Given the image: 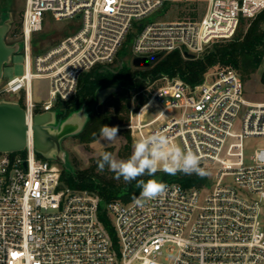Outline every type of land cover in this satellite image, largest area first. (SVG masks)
<instances>
[{
  "label": "built area",
  "instance_id": "built-area-1",
  "mask_svg": "<svg viewBox=\"0 0 264 264\" xmlns=\"http://www.w3.org/2000/svg\"><path fill=\"white\" fill-rule=\"evenodd\" d=\"M171 2L194 5L198 18L136 29L133 59L174 51L200 57L264 10V0H26L18 40L24 74L4 82L0 96L23 92L31 124L39 113L35 81L50 85L41 112L69 101L84 73L116 62L135 23ZM46 13L79 28L34 56ZM157 81L163 82L154 88ZM157 81L134 122L131 116L135 140L162 132L196 152L215 173L212 187L169 181L164 193L141 205L140 195L107 204L114 243L99 219V196L67 187L62 166L39 157L30 132L23 152H0V264H264V147L245 160V140L264 138V102L244 97V81L231 68L208 72L195 87L180 78Z\"/></svg>",
  "mask_w": 264,
  "mask_h": 264
},
{
  "label": "trees",
  "instance_id": "trees-1",
  "mask_svg": "<svg viewBox=\"0 0 264 264\" xmlns=\"http://www.w3.org/2000/svg\"><path fill=\"white\" fill-rule=\"evenodd\" d=\"M192 5L191 8H193ZM195 16V13L192 14ZM145 21L135 23L136 29H141ZM19 23L14 21L12 34L19 32ZM134 35L130 33L118 54L113 66H96L84 73L79 80L77 93L67 102L63 103L60 115H69L86 104L92 111L84 130L75 136L81 143H91L100 138L102 125L125 126L131 121V116L137 112L148 101L150 93L148 88L157 80L168 78H180L186 85L195 87L201 84L206 74L213 70L231 68L236 70L243 80L261 70L260 81L264 87V10L252 20L248 30L232 40H224L216 43L202 56L188 59L180 51L160 55L150 68H135L125 63L123 67L118 66V61L125 62L129 44L132 43ZM106 87H115L116 91L97 110L98 92ZM20 104L23 106L22 101ZM135 109L132 110V105ZM41 112V110H38ZM127 145L124 151H129L131 137L129 132H124ZM106 151L113 153V149ZM121 154V153H120ZM122 156H124L122 154ZM39 157H41L39 155ZM100 156L93 159L91 165L86 169L75 170L62 169L63 183L76 191H88L96 194L101 199L99 206V219L114 243L117 242L115 231L107 211V204L114 201L129 203L140 195L141 188L137 187L139 180L145 182L149 179H157V176L144 175L137 180L126 183L123 178L115 179V173L107 167L103 172L97 170V161ZM162 183L177 181L184 187L201 188L207 178L196 174H184L177 172L175 175L163 174Z\"/></svg>",
  "mask_w": 264,
  "mask_h": 264
},
{
  "label": "rangeland",
  "instance_id": "rangeland-1",
  "mask_svg": "<svg viewBox=\"0 0 264 264\" xmlns=\"http://www.w3.org/2000/svg\"><path fill=\"white\" fill-rule=\"evenodd\" d=\"M25 2L26 0H0V22L4 20V18L8 14H10L13 18V24L14 21L17 20L20 28L19 32L16 35L12 34L11 32L13 27L12 24L11 30L8 32L6 36V40L8 44H13L15 42H18L19 40V34L21 31V20L25 8ZM193 13H195V16L192 15ZM198 16H199V12H197V10H193V8H191L189 4L184 5V3L181 2H173V3L171 2V3H166L163 7H161L160 9L156 10L153 14H151L145 20V24L153 21L158 22V21H179L182 19H196L198 18ZM255 18L242 20L233 37L224 40H232L237 36H239L240 34L245 33L248 30L252 20H254ZM78 28H79V24L73 20L70 19H65L61 21L54 20L51 13H46L44 28L34 38L33 55L34 56L41 55L48 52L49 50L56 47L65 37L75 33L78 30ZM136 33L137 30L136 28H134L132 34L135 36ZM224 40H215L207 47V50L210 49L216 43H220ZM131 46L132 43L129 44L130 50H131ZM130 50L127 51L126 53L124 63L128 66L133 67L132 65L133 55ZM114 64H112L111 66H113ZM24 70H25L24 54L23 52L20 51L18 53H15L12 57V61L10 62V64L5 66L4 78L0 83V89L3 86L4 82L14 77L23 75ZM261 70L262 69H260L257 73L253 74L250 79L243 80L245 86L244 97L247 100H249L251 103L264 102V87L260 81ZM162 82L163 81H157V83H155L154 85V88H156ZM34 87L36 91V99L37 101H39L38 104L39 110H41V106H42L41 103H43V101L46 100V98L48 97V90L50 85L49 82L47 83L46 81L37 80L34 82ZM151 91H153L152 88H149L148 92L150 93ZM2 99L9 101L17 100L18 102L22 101V103L24 104L23 92L16 95H2L0 96V100ZM62 105L63 103L58 102L54 107L55 110L57 109L60 110L62 108ZM147 108L148 107H144L142 109L143 111L141 110L139 114L140 118L145 117ZM93 109L97 110L98 106L94 105ZM140 109L137 110V112L135 113L136 115L138 114ZM135 114H134L133 122L137 117ZM129 126H131L130 123L125 126H117L119 128V132H118L119 138L112 142L103 141L101 137L98 140L91 143H81L79 139L76 138L75 136L65 138L62 142V146L67 154V160H68L67 168L75 170L76 169L75 166H77L78 169L81 170L86 169L91 165L93 159H96L100 156V153L111 148L113 149L112 154L116 159L118 160L128 159L133 152V144L136 141L134 136L135 134L131 129V127ZM124 132H129L131 137L129 151L123 150L125 145H127V140L124 136L125 135ZM262 147H264V138L254 137V138L246 139L245 140L246 162L250 163L251 162L250 158L254 155V152ZM122 154L124 156H122ZM205 170L207 171L208 175L206 176L207 180L202 187H207L206 189H209L212 187L213 176L215 177V173L210 169H205ZM163 174H167V173H165L164 171H157V173H155V175L157 176V180H159L160 182L162 181L161 176ZM110 219L111 222H113V218L111 216Z\"/></svg>",
  "mask_w": 264,
  "mask_h": 264
},
{
  "label": "water",
  "instance_id": "water-1",
  "mask_svg": "<svg viewBox=\"0 0 264 264\" xmlns=\"http://www.w3.org/2000/svg\"><path fill=\"white\" fill-rule=\"evenodd\" d=\"M12 24L13 18L10 14L0 22V83L4 78L5 66L10 64L13 55L20 52L22 48L20 41L8 44L6 40ZM159 57L160 55L150 59L136 57L132 65L135 68H150ZM185 57L195 58L194 55L188 53H185ZM123 64L124 61L120 59L118 66L122 68ZM115 91V87L101 89L97 95V106L104 103ZM91 113L87 105L83 104L79 110L70 113L65 118L60 117L58 110L39 112L29 124L26 111L20 102L2 99L0 100V152H23L27 147L28 134L31 132L36 153L44 159L67 168V154L62 142L65 138L80 134Z\"/></svg>",
  "mask_w": 264,
  "mask_h": 264
},
{
  "label": "clouds",
  "instance_id": "clouds-1",
  "mask_svg": "<svg viewBox=\"0 0 264 264\" xmlns=\"http://www.w3.org/2000/svg\"><path fill=\"white\" fill-rule=\"evenodd\" d=\"M118 132L117 126L102 125L100 137L103 141L112 142L119 138ZM97 165L99 172H103L107 167L115 173V179L123 178L126 183L144 175L154 176L158 170L169 175H175L177 172L189 175L194 173L200 177L208 175L201 167V158L196 152L172 143L162 132L136 140L133 152L126 160H118L108 151L100 153ZM137 187L141 188L140 198L135 201L137 205H141L143 200L156 199L167 189V185L157 179H149L146 182L139 180Z\"/></svg>",
  "mask_w": 264,
  "mask_h": 264
},
{
  "label": "flooded vegetation",
  "instance_id": "flooded-vegetation-1",
  "mask_svg": "<svg viewBox=\"0 0 264 264\" xmlns=\"http://www.w3.org/2000/svg\"><path fill=\"white\" fill-rule=\"evenodd\" d=\"M53 110H55V108ZM57 110L60 111L59 109H57ZM60 117L65 118L66 116L65 115H60Z\"/></svg>",
  "mask_w": 264,
  "mask_h": 264
},
{
  "label": "crops",
  "instance_id": "crops-1",
  "mask_svg": "<svg viewBox=\"0 0 264 264\" xmlns=\"http://www.w3.org/2000/svg\"><path fill=\"white\" fill-rule=\"evenodd\" d=\"M40 81H46V82L48 83V81H47V80H40Z\"/></svg>",
  "mask_w": 264,
  "mask_h": 264
}]
</instances>
